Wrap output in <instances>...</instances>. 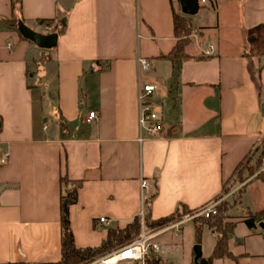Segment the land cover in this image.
I'll list each match as a JSON object with an SVG mask.
<instances>
[{
	"label": "crops",
	"instance_id": "crops-1",
	"mask_svg": "<svg viewBox=\"0 0 264 264\" xmlns=\"http://www.w3.org/2000/svg\"><path fill=\"white\" fill-rule=\"evenodd\" d=\"M199 4L185 15L195 31L175 72L165 56L179 0H21L15 11L0 0V264L61 259V177L82 181L69 207L77 248L99 246L141 211L156 220L197 209L258 159L241 197L250 187L262 203L248 212L264 218V0ZM19 22L55 32L57 44L41 50ZM146 83L156 86V136L139 130ZM246 227L237 251L228 248L235 258L211 264H264V229ZM160 251L151 256L167 264Z\"/></svg>",
	"mask_w": 264,
	"mask_h": 264
},
{
	"label": "trees",
	"instance_id": "trees-1",
	"mask_svg": "<svg viewBox=\"0 0 264 264\" xmlns=\"http://www.w3.org/2000/svg\"><path fill=\"white\" fill-rule=\"evenodd\" d=\"M11 7L15 10H20L21 0H11ZM13 23L16 22L13 20ZM41 24L48 25V22L40 21ZM173 28L174 34L177 39L176 44L172 51L165 57L175 62V72L178 69L179 62L186 58L185 47L191 42V36L194 33V27L191 19L185 16L181 11L173 13ZM22 36V35H21ZM23 37V36H22ZM25 38V37H23ZM26 39V38H25ZM48 55L41 54L39 61L46 60ZM61 130L66 127L64 122L60 121ZM256 168L252 172V175L259 170L261 166L260 159L256 161ZM257 178H264L259 172L256 175ZM61 193H60V224H61V259L54 263L48 264H79L81 262L90 261L113 248L125 244L135 238L140 232V217L136 216L132 222L127 224L121 229H109L107 237L97 247L77 248L74 243L73 233L70 226L69 207L77 201L78 189L82 184L81 180H70L66 177H61ZM224 203H219L216 209V213L209 218L198 217L194 221H198L196 225V236L198 237L201 232L203 223H207L216 233V242L213 248L211 256L205 260L199 257L197 260L199 264H211L212 259L218 257H232L235 258L229 252L227 245V236L232 230L233 223L227 222L224 208ZM190 210L187 208H179L173 214L160 219L152 220L148 214H144V224L147 228H156L162 224L181 217ZM248 216L245 218V223L249 228L254 227V222L262 211L248 212ZM148 264L158 263L156 256H149L147 258ZM24 264V263H16Z\"/></svg>",
	"mask_w": 264,
	"mask_h": 264
},
{
	"label": "built area",
	"instance_id": "built-area-1",
	"mask_svg": "<svg viewBox=\"0 0 264 264\" xmlns=\"http://www.w3.org/2000/svg\"><path fill=\"white\" fill-rule=\"evenodd\" d=\"M198 1L199 3H204L206 0ZM45 29H48L47 25H45ZM205 53L209 52L206 51ZM138 63L143 71L149 70L151 66V63L144 58H138ZM155 90L156 86L154 84L146 83L140 85L137 92V101L139 105V130L141 133L143 132L151 136H156L162 131V124L159 115L154 106L149 102V99ZM94 117L95 112L90 111L87 116V121H90ZM138 140L139 142H142L144 138L140 136ZM140 187L141 191H144L148 190L149 185L146 180H141ZM219 197L156 228H147L145 226L144 214L141 211L139 214L140 232L135 238L88 261L86 264H148L147 258L160 250V246L156 241L158 236L173 230L179 232L181 224L187 220H194L198 217H211L216 213L217 206L221 201ZM99 221L108 222L103 217L99 218Z\"/></svg>",
	"mask_w": 264,
	"mask_h": 264
},
{
	"label": "rangeland",
	"instance_id": "rangeland-1",
	"mask_svg": "<svg viewBox=\"0 0 264 264\" xmlns=\"http://www.w3.org/2000/svg\"><path fill=\"white\" fill-rule=\"evenodd\" d=\"M40 52L45 49H37ZM256 161L252 166H247L248 170H244L240 175V179L234 180L230 184H225L223 192L219 197L221 201L219 203H224V208L226 209L225 215L227 222H235V226L232 231L228 234V248L233 252H236L239 242L243 240L244 230H246V223L243 220L248 216V206L253 208L255 205L262 203L260 198H252L248 193L250 187L247 189V195L241 197L242 189L244 187L242 181L248 179L252 175V172L256 168ZM242 169H240L241 171ZM239 171V172H240ZM240 197L242 202L240 201ZM230 218V219H229ZM230 220V221H228ZM257 227L261 230L260 223H264V218H257ZM232 222V223H233ZM117 221L114 222V225H117ZM198 221L187 220L181 224L179 232L168 231L166 232L161 239L165 238L166 242L159 239L158 244L160 245V253H167V264H199V261L194 255L193 248L195 245L201 246L202 256L208 255L216 242V233L213 228L210 227L207 223H203L200 235L196 236V225ZM245 224V225H244ZM167 243V245H165ZM88 262V261H87ZM87 262H81L79 264H86Z\"/></svg>",
	"mask_w": 264,
	"mask_h": 264
},
{
	"label": "water",
	"instance_id": "water-1",
	"mask_svg": "<svg viewBox=\"0 0 264 264\" xmlns=\"http://www.w3.org/2000/svg\"><path fill=\"white\" fill-rule=\"evenodd\" d=\"M180 10L184 15L193 16L195 15L200 7L198 0H179ZM19 33L26 39L32 41L37 47L41 49H51L57 44V34L52 33H41L35 31L24 23H18ZM261 227L264 229V223H260ZM196 259L201 257V246L195 245L193 248Z\"/></svg>",
	"mask_w": 264,
	"mask_h": 264
}]
</instances>
